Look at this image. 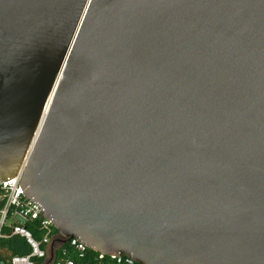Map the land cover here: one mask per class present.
Returning <instances> with one entry per match:
<instances>
[{"label": "water", "instance_id": "1", "mask_svg": "<svg viewBox=\"0 0 264 264\" xmlns=\"http://www.w3.org/2000/svg\"><path fill=\"white\" fill-rule=\"evenodd\" d=\"M40 125L19 184L62 236L264 264V0H0L1 181Z\"/></svg>", "mask_w": 264, "mask_h": 264}, {"label": "built area", "instance_id": "2", "mask_svg": "<svg viewBox=\"0 0 264 264\" xmlns=\"http://www.w3.org/2000/svg\"><path fill=\"white\" fill-rule=\"evenodd\" d=\"M41 125L35 132L29 149L23 160L18 173L7 181L0 180V238L11 235H21L30 246V252L24 255H14L10 264H36L40 259L44 264H75L71 249L78 252L81 257H85L89 248L77 238H66L55 231L53 221L44 215V211L30 198L25 196V192L19 184L27 159L38 139ZM35 223L40 234L37 238L29 224ZM8 228V231H4ZM70 247H64L65 244ZM95 251V250H93ZM97 262H87L86 264H134L133 258L126 253L108 256L97 252ZM110 258L111 261L105 260Z\"/></svg>", "mask_w": 264, "mask_h": 264}, {"label": "trees", "instance_id": "3", "mask_svg": "<svg viewBox=\"0 0 264 264\" xmlns=\"http://www.w3.org/2000/svg\"><path fill=\"white\" fill-rule=\"evenodd\" d=\"M30 228L34 231V234L37 238L40 237L39 232L36 229L35 223L29 224ZM4 231H8V228H5ZM55 231H58L57 229ZM64 247H70L69 244H65ZM30 252V246L27 243L26 239L21 235H11L9 237L0 238V264H10L11 258L14 255H24ZM72 257L75 259V264H86L87 262H97L96 255L97 253L93 250H88L85 254V257H81L80 254L73 249H71ZM107 261H111L110 258H105ZM36 264H44V260L40 259ZM140 264V263H134Z\"/></svg>", "mask_w": 264, "mask_h": 264}, {"label": "bare ground", "instance_id": "4", "mask_svg": "<svg viewBox=\"0 0 264 264\" xmlns=\"http://www.w3.org/2000/svg\"><path fill=\"white\" fill-rule=\"evenodd\" d=\"M50 99H51V97H50ZM50 99H49V102H50ZM49 102H48V104H47V106H46V110L48 109V107H49Z\"/></svg>", "mask_w": 264, "mask_h": 264}, {"label": "crops", "instance_id": "5", "mask_svg": "<svg viewBox=\"0 0 264 264\" xmlns=\"http://www.w3.org/2000/svg\"><path fill=\"white\" fill-rule=\"evenodd\" d=\"M45 264H47V263H45Z\"/></svg>", "mask_w": 264, "mask_h": 264}]
</instances>
